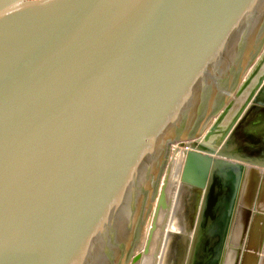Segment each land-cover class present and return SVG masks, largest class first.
<instances>
[{
    "label": "water",
    "instance_id": "95a60500",
    "mask_svg": "<svg viewBox=\"0 0 264 264\" xmlns=\"http://www.w3.org/2000/svg\"><path fill=\"white\" fill-rule=\"evenodd\" d=\"M261 168L264 0H0V264H128L149 191L131 262L222 264Z\"/></svg>",
    "mask_w": 264,
    "mask_h": 264
},
{
    "label": "bare ground",
    "instance_id": "6f19581e",
    "mask_svg": "<svg viewBox=\"0 0 264 264\" xmlns=\"http://www.w3.org/2000/svg\"><path fill=\"white\" fill-rule=\"evenodd\" d=\"M180 146L176 145V147L174 148V151L172 153V156H173L174 153H177L178 151H179V153H178V155H174V157H175L174 160H172L173 157H171V160L169 162V165H170V183L174 187V197H173V201L174 202H173V205H172L171 212H173L174 215H175L173 217V220H174L173 227L174 228L176 227L177 229H180L181 226H182V223H179V219L180 218H178V216H180L182 214V209H183V206H184L185 198L187 197V195H189L188 189L186 187L181 186L180 185V181H179L180 170H181V165H182L181 161L183 159V152H184V148H182V146L181 147ZM261 170H264V169L261 168ZM151 194H152L151 191H149L147 197L145 198L143 210H142V213H141L139 225H138V228H137L135 240H134L133 247H132L133 250L135 249V244H136V238L138 236V231H140V228H141V226H142V224L144 222V219H145L143 217V215H144V213H146V211L148 212L153 206V201L154 200L153 201L151 200V197H152ZM242 198H244V197H242ZM255 200H256V198L252 201V205L251 206L248 205V208H250L249 209V215H248V227L254 221L253 220V216L256 213L261 214L260 213V209L264 208V199H262L259 202V205L256 204ZM247 203L249 204V202H247ZM241 204H245V202L241 203ZM255 206L257 207V210H256ZM148 218L149 217H147V219H146L147 220V225L145 227L146 229H147V226L149 224V219ZM256 224L257 223H255V225ZM146 231L145 232L143 231V233L146 234ZM260 234H262V233H260ZM233 236H234V234H233ZM144 238H145V235L141 239L138 248H136L135 250H139L140 251L142 249ZM228 240H230V238ZM233 241H234V239H233ZM263 246H264V234H263V237L261 239V243L259 245V249L258 250L255 249L257 246L253 247V246H251L249 244V236H248V248L245 247L244 250L242 249L239 252L236 251V254H235V252H231V248H229L230 251L228 252V254L227 255L224 254L225 257H224V260H223L222 264H264V249L262 248ZM225 248H227V247H225ZM235 248L236 247L233 246V250H235ZM243 254H245V255H244L243 258H241ZM255 256H256V259H253ZM137 262L138 261H134L133 264H138ZM142 264H150V258H144L143 261H142Z\"/></svg>",
    "mask_w": 264,
    "mask_h": 264
},
{
    "label": "flooded vegetation",
    "instance_id": "af4514ba",
    "mask_svg": "<svg viewBox=\"0 0 264 264\" xmlns=\"http://www.w3.org/2000/svg\"><path fill=\"white\" fill-rule=\"evenodd\" d=\"M262 191H263V194H264V187H263ZM244 202H245V204H241V203H244ZM247 202H248V198L247 197L246 198H242L240 203H239V205H238V209L239 210L236 213L237 214V218L233 221V225H232V227L230 229V232H229V235H228V239L230 238V240L227 239V241L225 243V246H224V248L227 247V248H225V255H227L228 252L230 251L229 248H231V252H235V254H236V251L239 252L242 249L244 250L245 247L248 248V236H249V244L251 246L256 247V246H258L261 243V239H262L263 234H264V232L263 233L261 232L262 231L263 222H259L260 224L257 223V218L258 217L254 215L253 216V220L254 221L248 227V221H247V219H245V216H246V213H247V215L249 214L248 210L250 208H248V203ZM255 223H257V224L255 225ZM242 232H244L243 235H242ZM260 233H262V234H260ZM233 234H234V236H233ZM233 239H234V241H233ZM233 246L236 247L235 250H233ZM225 255H224V257H225ZM244 255L245 254H243L241 258H243ZM223 260H224V258H223Z\"/></svg>",
    "mask_w": 264,
    "mask_h": 264
},
{
    "label": "rangeland",
    "instance_id": "374dc122",
    "mask_svg": "<svg viewBox=\"0 0 264 264\" xmlns=\"http://www.w3.org/2000/svg\"><path fill=\"white\" fill-rule=\"evenodd\" d=\"M174 145H178V144H174ZM180 146V145H179ZM181 147V146H180ZM178 153H179V151L177 152V153H174L173 154V159L172 160H174L175 159V157H174V155H178ZM155 199V198H154ZM153 201V200H152ZM151 201V202H152ZM153 203H154V201H153ZM154 205V204H153ZM151 210H149L148 212H147V214H146V218L144 219V222H143V224H142V226H141V228H140V231H138V236H137V238H136V244H135V249L136 248H138V246H139V243H140V241H141V239L143 238V236L145 235L144 233H143V231L145 232L147 229L145 228L146 227V225H147V217H149L148 215H151L150 213L152 212H150ZM149 219V218H148ZM149 225V224H148ZM148 227V226H147ZM143 230V231H142ZM133 250V249H132ZM139 250H133L132 252H131V255H130V258H129V262H128V264H133V262H131V258H132V255L134 254V252H138Z\"/></svg>",
    "mask_w": 264,
    "mask_h": 264
}]
</instances>
